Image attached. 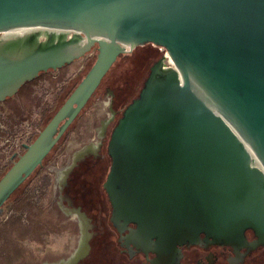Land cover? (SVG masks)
I'll return each mask as SVG.
<instances>
[{
	"label": "water",
	"instance_id": "1",
	"mask_svg": "<svg viewBox=\"0 0 264 264\" xmlns=\"http://www.w3.org/2000/svg\"><path fill=\"white\" fill-rule=\"evenodd\" d=\"M145 45L164 55L109 137L103 186L113 227L127 231L126 246L154 254L150 264H179L184 246L229 247L238 258L263 247L264 0H0V102L97 50L0 178V207L117 57Z\"/></svg>",
	"mask_w": 264,
	"mask_h": 264
},
{
	"label": "rangeland",
	"instance_id": "2",
	"mask_svg": "<svg viewBox=\"0 0 264 264\" xmlns=\"http://www.w3.org/2000/svg\"><path fill=\"white\" fill-rule=\"evenodd\" d=\"M159 51L164 55L162 50ZM96 54L94 46L86 55L70 65L43 74L26 88L34 92L35 98H30L31 105L8 103L0 105V171L13 155L22 154L23 144H30V140L39 131L43 113L48 111L49 114L52 109L55 110L59 106L37 104L50 103L54 94L62 87L63 96L74 80L83 76L92 66ZM140 54L139 50L136 55ZM128 61L134 62L133 58ZM103 89L93 94L72 122L71 132L69 131L67 138L61 142L59 150L52 151L49 158L44 160L42 167L22 185L19 190L21 198L11 199L10 205L2 209L0 264H41L49 259L65 257L79 243L80 237L75 231L78 230L77 222L74 221L75 216L63 215L57 211L56 186L60 180V173L68 163V156L78 149L76 144L83 143L88 135L94 132L93 129L96 130L95 126L99 120L105 121L111 117L109 111L111 97L109 94H103ZM115 106L117 113L111 121L109 134L126 107Z\"/></svg>",
	"mask_w": 264,
	"mask_h": 264
},
{
	"label": "flooded vegetation",
	"instance_id": "3",
	"mask_svg": "<svg viewBox=\"0 0 264 264\" xmlns=\"http://www.w3.org/2000/svg\"><path fill=\"white\" fill-rule=\"evenodd\" d=\"M24 35L26 34L20 36ZM55 71L57 70L40 73L32 81L20 86L13 95L5 98L0 105L7 103L9 105H31L30 98H35L33 97L34 92L26 88L35 83L43 74ZM103 88L102 93L109 94L111 97L109 103L111 117L105 121L99 120L98 125L95 126L96 130L93 129L94 132H91L83 143L76 144L78 149L68 156V163L60 173V180L56 186L57 211L63 215L75 216L74 221L78 226V230L75 231L80 241L65 257L49 259L41 264H150L154 258L152 253L146 255L131 245L126 246L123 237L127 231L118 233L110 221L111 205L103 185L110 168V157L107 152L108 136L110 137L111 134V132L109 134V128L117 110L114 89L109 85ZM63 90L62 87L57 91L50 103L43 102L37 105H59ZM60 145L62 144H58V150ZM246 237L248 240L253 239L251 232H247ZM259 249H264V246L247 254H245V249H241L238 258L229 247L184 246L181 249L182 256L179 264H260L262 257L260 252L257 253Z\"/></svg>",
	"mask_w": 264,
	"mask_h": 264
},
{
	"label": "trees",
	"instance_id": "4",
	"mask_svg": "<svg viewBox=\"0 0 264 264\" xmlns=\"http://www.w3.org/2000/svg\"><path fill=\"white\" fill-rule=\"evenodd\" d=\"M139 50L141 51V54L140 56H137L136 53ZM161 57H162V53L156 47H152L151 45L139 47L136 50H134L132 53H126V54L119 55L114 65L110 68V70L103 77V80L100 86L98 87V89L96 90V92L98 93L104 86L109 85L115 90V94H116V104L115 105H118V106L128 105L134 98L138 96L140 89L143 85V82L148 76L150 67L153 65V63H155ZM132 58L134 62L131 61L129 63L128 60ZM88 70L85 72V74L88 72ZM85 74L83 76H79L77 79L74 80L72 86L69 87V89L62 96L61 101L59 102V106L55 110L51 108L53 110V111L51 110V113L47 114L48 111L43 113V117L40 119L41 123H40V128H39L38 133L49 122V120L52 118L55 112L60 108L61 104L65 101L69 93H71L73 89H75V87L81 81V79L85 76ZM68 129L64 133L61 140L58 141V143L53 147V149L50 151V153L47 155L45 159L49 158L48 156L53 153L52 151L56 152L58 150V144H61V142H63V140L67 138L69 131L71 132V128L69 130ZM38 133L33 137V139L30 140V143L36 138ZM19 156L20 155H14L10 158V161L7 163V165L3 167V169L0 171V178L5 174V172L11 167L13 162L16 161ZM42 164L34 172L38 171L42 167ZM30 176L27 179H29ZM27 179L1 205L0 213L2 212V209L6 205H10L11 199L19 200L21 198L22 195L19 194V190L20 188H22V185L26 183ZM258 252L261 253V257H262V261L260 264H264V249H259L257 253Z\"/></svg>",
	"mask_w": 264,
	"mask_h": 264
},
{
	"label": "built area",
	"instance_id": "5",
	"mask_svg": "<svg viewBox=\"0 0 264 264\" xmlns=\"http://www.w3.org/2000/svg\"><path fill=\"white\" fill-rule=\"evenodd\" d=\"M23 145H25V144H23ZM23 145H22V148H23Z\"/></svg>",
	"mask_w": 264,
	"mask_h": 264
}]
</instances>
